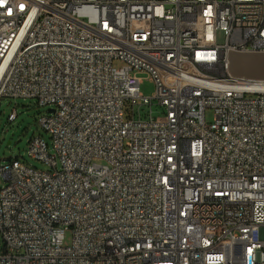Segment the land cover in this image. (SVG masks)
I'll use <instances>...</instances> for the list:
<instances>
[{
    "label": "built area",
    "instance_id": "obj_1",
    "mask_svg": "<svg viewBox=\"0 0 264 264\" xmlns=\"http://www.w3.org/2000/svg\"><path fill=\"white\" fill-rule=\"evenodd\" d=\"M234 54L264 56V0H0V103L52 139L47 171L0 164V264H264V77Z\"/></svg>",
    "mask_w": 264,
    "mask_h": 264
},
{
    "label": "rangeland",
    "instance_id": "obj_2",
    "mask_svg": "<svg viewBox=\"0 0 264 264\" xmlns=\"http://www.w3.org/2000/svg\"><path fill=\"white\" fill-rule=\"evenodd\" d=\"M226 32L218 30L217 42L220 45L226 43ZM116 66H122V63L116 62ZM232 70L235 74L264 77V56L258 54H234L231 56ZM142 78L141 92L145 97H153L156 91V85L150 79L147 73L140 74ZM153 105H144L137 107L135 112L139 117V109L143 118L152 116L157 119L163 116L164 108L159 105L157 100H153ZM49 107H39L34 99H3L0 103V159L8 157H19L21 161L28 162L38 169L47 171L49 168L42 162L37 161L29 156V141L33 137H42L46 143L52 148V139L39 123V118L48 112ZM15 110L18 114L17 119L9 123L8 117ZM127 116L132 117L133 109L130 105L126 107ZM208 122L214 120L212 110L206 112ZM10 143V144H9ZM0 161V164H3ZM5 180L0 177V189L4 186ZM72 241V233H66V244ZM4 249V241L0 238V254Z\"/></svg>",
    "mask_w": 264,
    "mask_h": 264
},
{
    "label": "water",
    "instance_id": "obj_3",
    "mask_svg": "<svg viewBox=\"0 0 264 264\" xmlns=\"http://www.w3.org/2000/svg\"><path fill=\"white\" fill-rule=\"evenodd\" d=\"M51 112H54V110H50ZM10 144V143H9ZM13 157H8V158H5V159H0V161H3V162H10L12 160Z\"/></svg>",
    "mask_w": 264,
    "mask_h": 264
},
{
    "label": "bare ground",
    "instance_id": "obj_4",
    "mask_svg": "<svg viewBox=\"0 0 264 264\" xmlns=\"http://www.w3.org/2000/svg\"><path fill=\"white\" fill-rule=\"evenodd\" d=\"M252 86L254 88H258V89H264V85H260V84H252Z\"/></svg>",
    "mask_w": 264,
    "mask_h": 264
}]
</instances>
